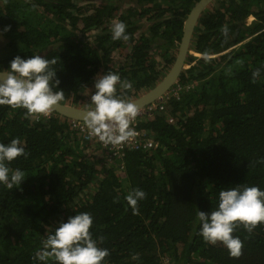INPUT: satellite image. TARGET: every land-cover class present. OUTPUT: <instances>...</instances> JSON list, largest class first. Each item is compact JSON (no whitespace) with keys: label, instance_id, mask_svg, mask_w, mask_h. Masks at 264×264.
<instances>
[{"label":"trees","instance_id":"obj_1","mask_svg":"<svg viewBox=\"0 0 264 264\" xmlns=\"http://www.w3.org/2000/svg\"><path fill=\"white\" fill-rule=\"evenodd\" d=\"M92 1L0 0V70L18 55L54 60L61 102L86 108L94 77L111 71L130 83L118 84L117 94L131 100L170 69L198 0ZM125 1L136 6L122 10ZM117 21L127 41L112 39ZM187 59L173 86L182 87L179 95L139 116L156 147L113 160L70 118L0 105V143L18 138L27 153L9 164L25 172L21 185L0 184V264H55L35 253L52 227L79 212L91 214L90 232L108 249L103 264H264V223L251 232L236 227L243 246L231 257L199 235L197 219L217 208L223 188L264 190V0L211 3ZM136 188L145 197L133 212L125 197Z\"/></svg>","mask_w":264,"mask_h":264},{"label":"clouds","instance_id":"obj_2","mask_svg":"<svg viewBox=\"0 0 264 264\" xmlns=\"http://www.w3.org/2000/svg\"><path fill=\"white\" fill-rule=\"evenodd\" d=\"M8 31V26L3 29ZM227 27L222 34H227ZM113 40L129 39L126 25L114 22L111 28ZM54 60L40 55L28 58L15 56L7 69L0 70V105L26 109L27 114H47L63 100V91H54L59 80L56 70L51 67ZM259 68L252 72L253 79L260 75ZM123 89L131 87L122 81L120 75L108 71L94 77V89L91 94L90 107L86 110L85 124L90 133L105 144L118 145L134 135L130 127L138 114L136 105L117 94V85ZM27 153L22 142L13 138L7 144L0 143V184L8 189L21 185L25 172L19 168L12 169L9 164L18 156ZM145 192L132 189L125 199L135 212L138 201L144 199ZM199 235L208 243H222L231 257L241 255L243 242L232 233L239 224L251 232L258 223H264V190L258 186L236 184L223 188L218 194V206L210 212L198 211ZM93 218L90 213L79 212L69 216L66 221L58 222L52 227L47 238L42 242V249L34 258L41 262L53 260L55 264H103L109 255L107 248L98 246L90 232ZM133 259H137L134 255Z\"/></svg>","mask_w":264,"mask_h":264},{"label":"water","instance_id":"obj_3","mask_svg":"<svg viewBox=\"0 0 264 264\" xmlns=\"http://www.w3.org/2000/svg\"><path fill=\"white\" fill-rule=\"evenodd\" d=\"M214 1L215 0H198L194 4L184 21L183 35L178 46L176 57L170 69L154 87L129 100L136 105L138 111L161 99L164 94H166L174 86V84L178 82L186 61L188 60L187 57L190 53L192 38L199 19L203 12ZM87 109L88 108L86 107L58 102V104L54 106L51 111H55L58 114L70 119L85 121Z\"/></svg>","mask_w":264,"mask_h":264},{"label":"built area","instance_id":"obj_4","mask_svg":"<svg viewBox=\"0 0 264 264\" xmlns=\"http://www.w3.org/2000/svg\"><path fill=\"white\" fill-rule=\"evenodd\" d=\"M181 89L182 87L177 84L175 87H173V89L170 92L164 94V96L158 102L149 104L143 109L139 110L137 116L130 124V127L134 131V135L118 145L105 144L102 141H100L97 136L90 133V130L87 128L84 121L72 119V125L75 128H77L87 139L93 141L95 140L98 143H100L103 147H105L107 150H109L110 160L115 159V157L117 158L122 157L126 149H130V150L141 149V148L151 149L153 147H156L157 143L149 135V133H147L145 130L139 127V116L143 115L146 112H151L157 108L161 110L164 109L166 100L171 96H178ZM50 114H51V110L50 112L44 115L49 116Z\"/></svg>","mask_w":264,"mask_h":264},{"label":"rangeland","instance_id":"obj_5","mask_svg":"<svg viewBox=\"0 0 264 264\" xmlns=\"http://www.w3.org/2000/svg\"><path fill=\"white\" fill-rule=\"evenodd\" d=\"M92 3H94V4H99L100 3V0H93L92 1ZM136 6V4L134 3V2H131V1H125V2H123L122 3V5H121V9L122 10H125V9H127L129 6ZM254 18L253 17H251L249 20L251 21V20H253ZM113 25V24H112ZM3 39H2V37H1V34H0V50H2V51H6V48L5 49H3L4 48V46H3ZM117 58H118V56H117ZM166 73H167V71H166ZM91 94H92V89L91 88H89L87 91H85V95H86V99H88V100H90L91 99ZM87 106H89V104L87 105ZM89 108V107H88Z\"/></svg>","mask_w":264,"mask_h":264},{"label":"crops","instance_id":"obj_6","mask_svg":"<svg viewBox=\"0 0 264 264\" xmlns=\"http://www.w3.org/2000/svg\"><path fill=\"white\" fill-rule=\"evenodd\" d=\"M146 131V130H145ZM147 132V131H146ZM148 133V132H147ZM149 135L151 136V134L149 133ZM152 137V136H151ZM153 138V137H152Z\"/></svg>","mask_w":264,"mask_h":264}]
</instances>
